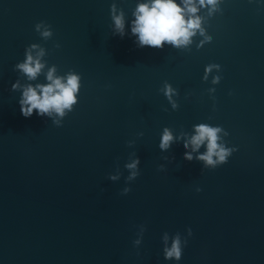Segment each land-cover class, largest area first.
<instances>
[{
    "label": "water",
    "instance_id": "95a60500",
    "mask_svg": "<svg viewBox=\"0 0 264 264\" xmlns=\"http://www.w3.org/2000/svg\"><path fill=\"white\" fill-rule=\"evenodd\" d=\"M146 2L0 0V264H264V0H218L211 14L196 0L204 34L162 48L132 34ZM32 44L45 66L30 81L15 65ZM210 63L221 68L205 80ZM53 66L79 77L76 103L24 117L23 86L48 83ZM201 123L236 149L216 168L196 159L207 141L184 148ZM165 127L173 141L161 149ZM165 233L169 246L187 240L179 261L164 258Z\"/></svg>",
    "mask_w": 264,
    "mask_h": 264
},
{
    "label": "clouds",
    "instance_id": "9594fccd",
    "mask_svg": "<svg viewBox=\"0 0 264 264\" xmlns=\"http://www.w3.org/2000/svg\"><path fill=\"white\" fill-rule=\"evenodd\" d=\"M183 7L177 4L176 0H148L146 3H139L134 11L135 20L132 21V34L138 38L139 46H150L153 48H162L164 43H170L176 47L181 45L187 46L192 40L191 38L196 35L197 30L201 35L204 34V29L201 27L202 18L196 15L198 7L196 0H182ZM218 0H199L201 7L211 6L209 13L216 10ZM115 5L112 6V12L115 13ZM187 17V18H186ZM115 27L119 34H124V14L123 11L119 15H113ZM43 27V31L41 28ZM36 31L46 40L53 35L51 26L41 21L35 25ZM206 40H211V37H205ZM203 43V42H202ZM59 47V44L56 45ZM37 44H32L26 49V59L22 63L15 65L24 74L27 75L28 80H35L37 75L44 68V63L41 62L40 57L44 55V50L41 48L34 56L32 50L37 49ZM220 70L221 66L216 63H210L205 67V74L203 79L207 80L208 74L213 69ZM56 69L53 66L47 72L46 79L49 81L46 84H27L23 86L22 97L19 99L21 114L28 118L35 113L39 116L45 114L51 115L55 112L59 116L65 115V109L71 110L72 105L76 103V93L79 90V77L75 73H70L65 80L63 77L56 76ZM221 80V76H214L212 83L216 84ZM12 89L16 90L21 87L19 81L12 84ZM175 90L169 84H165L163 92L164 95L171 102L172 94ZM209 91L214 92L215 89ZM177 105L173 102V108ZM55 123L59 124V121ZM196 134L193 135L190 141L184 143V148L192 145V151L195 152L200 148L205 141H207V151L199 154L196 159L204 161L206 166L216 168L218 165L227 162L228 157L236 151V149L226 148L218 143L221 138L218 133L222 131L220 126H210L206 123L196 125ZM227 135V133H225ZM143 135V133H140ZM173 141L172 132L169 128L163 129L160 138L159 147L161 149H168ZM130 145L132 141L128 142ZM185 159L191 161L193 159L191 152L184 153ZM140 159L137 156L130 163L126 164V168L132 170L128 180H134L140 173L138 164ZM163 169V165L160 166ZM110 179L115 180L117 176H109ZM131 189L125 187L123 193L127 194ZM197 191H201L200 188ZM188 235H192L191 228L188 229ZM169 236L164 234V247L163 253L165 259H174L179 261L182 258L183 246L186 245L187 240H182L180 234L177 233L171 238V245L168 244ZM141 243V238L134 241L135 245Z\"/></svg>",
    "mask_w": 264,
    "mask_h": 264
}]
</instances>
